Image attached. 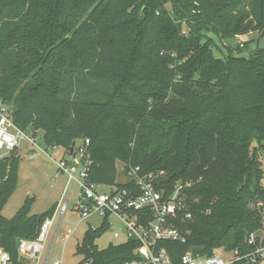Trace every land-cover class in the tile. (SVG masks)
I'll use <instances>...</instances> for the list:
<instances>
[{
	"label": "trees",
	"instance_id": "16d2710c",
	"mask_svg": "<svg viewBox=\"0 0 264 264\" xmlns=\"http://www.w3.org/2000/svg\"><path fill=\"white\" fill-rule=\"evenodd\" d=\"M251 30L264 31V0H0V99L46 147L70 152L81 140L92 182L130 188L115 184L118 159L125 172L164 171L155 184L167 195L182 181L193 215L181 211L187 241L176 252L244 254L264 219L252 206L264 203V47L218 57L207 32ZM20 159L14 150L0 160L1 244L13 264H25L19 240L35 239L57 208L30 214L28 196L2 213ZM106 229L88 228L77 252L125 264L138 243L99 249Z\"/></svg>",
	"mask_w": 264,
	"mask_h": 264
},
{
	"label": "built area",
	"instance_id": "2783aa9c",
	"mask_svg": "<svg viewBox=\"0 0 264 264\" xmlns=\"http://www.w3.org/2000/svg\"><path fill=\"white\" fill-rule=\"evenodd\" d=\"M27 135L20 129L13 115L10 104L0 99V160L16 150L20 141ZM89 140H86V145ZM75 152V151H74ZM71 155L70 160L57 161L59 174L68 175V184L75 181L78 190L70 197L63 195L52 216L41 224L35 239L19 240V256L40 260L46 248V239L50 228L60 222L69 205L82 219L97 216L101 219L99 226L94 228H110L113 236L125 243L136 241L134 257L125 264H262L264 262V222L263 229L250 234L248 243L254 249L241 254L239 250H227L228 257L214 251L210 255H199L188 250L184 253L176 252V243H186L187 233L180 228V214L183 207L174 196H167L160 190L153 178L138 175L136 182L130 188L117 186H101L90 180L92 159L86 149ZM131 167V166H130ZM138 170V168H137ZM184 212V211H183ZM192 217L191 213H184L183 219ZM119 244V243H118ZM172 248V250H171ZM174 253H178L175 256ZM225 253V254H226ZM0 264H13L10 253L1 244L0 234ZM48 264V263H45ZM49 264H62L61 259H55ZM77 264H96L94 259L85 258Z\"/></svg>",
	"mask_w": 264,
	"mask_h": 264
},
{
	"label": "rangeland",
	"instance_id": "374dc122",
	"mask_svg": "<svg viewBox=\"0 0 264 264\" xmlns=\"http://www.w3.org/2000/svg\"><path fill=\"white\" fill-rule=\"evenodd\" d=\"M207 35L214 39L215 44L213 45V49L215 55L222 58L227 57L228 52H230L229 50L235 55L249 56L256 49L264 47V31L262 30H251L246 34L224 38V40H220L212 32H207ZM26 133L27 135L31 134V132ZM35 136V138L26 137L22 139L20 145H18L16 149L21 156L18 172V186L9 197L2 211V213L8 218L15 215L28 196L35 198V201L30 208V214H41L52 205L59 203L65 187L68 188L66 194L68 197L78 190L77 183L72 181L68 184V175L64 173L59 174L57 166V161L61 159H71L72 156L70 155L69 149L65 147H46L43 141L42 131L38 132ZM80 144H82V141H77L74 150L76 151L77 149V151L73 153V155L77 153L75 157L77 160L81 155L79 152L84 149V146ZM31 150H35L37 154L31 155ZM260 156L264 169L263 151ZM124 167V162L118 159L116 161L115 184H125L128 182L129 184H131V182L135 183L138 175L149 176L150 174H153L154 180H158L165 176L164 171L142 173L139 166L131 165V167L125 172ZM186 182L187 185H190V181ZM96 184L101 186H114V184ZM185 186L186 185H184L182 181L178 180L172 194L166 195L177 198L178 203L183 207L182 209L184 213L189 212L193 215V211L187 202V194L185 193V190H183ZM117 187L120 186L118 185ZM252 206L264 214L263 202H258ZM263 222L264 219L261 228L258 230L263 229ZM100 223L101 219L97 216L82 219L77 212L73 211L71 204L65 212L62 220L60 222L57 221L50 228L46 239V248L42 252L40 260L30 259L29 257H19L22 258L25 264H49L57 258L62 260V264H77L83 257L77 252V246L82 243L87 229L99 226ZM181 224L182 222L180 221L179 227L184 229ZM184 230L187 231L186 229ZM120 242H122V239L115 238L110 228L106 229L96 240L99 249H105L111 243L118 244ZM214 251H218V253H222L225 257H228L226 253L227 249L224 247L216 248ZM262 264H264V262Z\"/></svg>",
	"mask_w": 264,
	"mask_h": 264
},
{
	"label": "water",
	"instance_id": "95a60500",
	"mask_svg": "<svg viewBox=\"0 0 264 264\" xmlns=\"http://www.w3.org/2000/svg\"><path fill=\"white\" fill-rule=\"evenodd\" d=\"M75 146H76V141H73V142H72V145H71V148H70V155H72V154L74 153ZM34 153H36L35 150H32V151L30 152L31 155H34Z\"/></svg>",
	"mask_w": 264,
	"mask_h": 264
},
{
	"label": "crops",
	"instance_id": "0c3cea01",
	"mask_svg": "<svg viewBox=\"0 0 264 264\" xmlns=\"http://www.w3.org/2000/svg\"><path fill=\"white\" fill-rule=\"evenodd\" d=\"M31 151H32V150H31ZM31 151H30V152H31ZM35 154H37V152H36V153H34V155H35ZM63 192H64V190H63ZM63 192H62V195H63ZM62 195H61V197H62ZM60 199H61V198H60ZM57 204H58V203H57Z\"/></svg>",
	"mask_w": 264,
	"mask_h": 264
}]
</instances>
